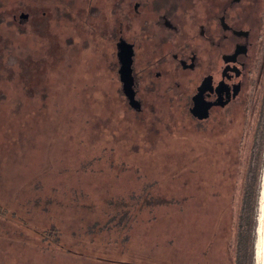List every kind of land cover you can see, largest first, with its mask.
Segmentation results:
<instances>
[{"label": "rangeland", "instance_id": "374dc122", "mask_svg": "<svg viewBox=\"0 0 264 264\" xmlns=\"http://www.w3.org/2000/svg\"><path fill=\"white\" fill-rule=\"evenodd\" d=\"M86 1L0 0V264H249L264 29L246 108L200 133L182 107V72L146 101L143 86L141 113L112 92L108 103L95 71L92 91L78 84L105 61H84L90 38L74 21L103 8ZM91 25L92 40L109 41Z\"/></svg>", "mask_w": 264, "mask_h": 264}, {"label": "flooded vegetation", "instance_id": "af4514ba", "mask_svg": "<svg viewBox=\"0 0 264 264\" xmlns=\"http://www.w3.org/2000/svg\"><path fill=\"white\" fill-rule=\"evenodd\" d=\"M104 16L116 59L120 43L131 46L128 80L138 112L143 86L181 72L182 107L194 123L246 108L264 0H119Z\"/></svg>", "mask_w": 264, "mask_h": 264}, {"label": "trees", "instance_id": "16d2710c", "mask_svg": "<svg viewBox=\"0 0 264 264\" xmlns=\"http://www.w3.org/2000/svg\"><path fill=\"white\" fill-rule=\"evenodd\" d=\"M89 2L91 3V2H95V1L90 0ZM100 2L103 4V8L101 9L100 17H98L97 19L92 18V16H90V13H89V11H90L89 8H86L85 13L82 16V18L79 21L78 20L74 21V23L76 24V27H77V24H80L79 27H77V30H78L80 36L88 33L87 36L90 38L89 43L86 42V44L88 43L87 46L82 47L83 49H81L82 51H84L83 52L84 61L86 62V57L90 56V53H92V56L96 55V56H98V58L105 60V61H104V63L98 61L97 64H94V65L88 63L87 69L84 72L77 74V76H78L77 81L79 82L78 83L79 85H81L82 83H85V82L90 83L92 86L90 88H87V90L92 91V89H94L96 87V78H94V74L92 72L95 71L97 73V75H99V76L103 75L105 78H102L101 81H97V89L98 88H99V90H100V88H102L104 90H105V88L107 89V91L105 92V97H106L108 103H112L111 101H113L111 99V97H109V95H108L109 92H112L116 96V98H117L116 101L118 102V104H120V106L132 109L128 105L127 99H126V97L122 91V86H121V83L119 80V74H118L119 64H118L117 59L115 57V50H114V46H113V41L109 40V41L105 42L104 38H101V39L95 38L94 40H92V34L96 31V28L93 27V25H91V24L93 22H99V24H103L102 30H104V37H105L107 35V27L105 26L106 19L104 16L105 9H108L110 6L118 4L119 0L115 1L114 3L112 2V0H100L99 3ZM98 27H100V25ZM86 30H88L89 32H86ZM97 31H99V29ZM94 34H96L97 36H100L99 32L94 33ZM2 47H3V50H5L7 48L4 46H2ZM101 63L104 64V66L96 68ZM74 68L76 69L77 67H74ZM100 73H102V74H100ZM90 77H91V81H90ZM118 82H119L120 86L118 85ZM177 82H178V80H177ZM163 83H164L163 81H156L154 85L150 84L148 87L150 89V92H147L145 90V93L147 94L146 95L147 97H145V101L150 99V98H148V97H150V93L151 94H158L157 91H160V88L162 87ZM177 87H179V86H177ZM110 89L111 90L114 89V91H111ZM143 91L144 90L142 89L141 92H143ZM172 97L173 96L169 97L168 102L174 103V100ZM82 98L86 99L84 97H82ZM132 110H134V109H132ZM134 111L137 113L142 112V111L138 112L136 110H134ZM202 124H204V123H201V122L194 123V127L196 128L195 131H198L197 128L199 126V132L200 133L204 132V131L210 132L209 129L208 130H206L205 128L201 129L200 125H202Z\"/></svg>", "mask_w": 264, "mask_h": 264}, {"label": "water", "instance_id": "95a60500", "mask_svg": "<svg viewBox=\"0 0 264 264\" xmlns=\"http://www.w3.org/2000/svg\"><path fill=\"white\" fill-rule=\"evenodd\" d=\"M131 55L130 45L123 42L118 45L117 59L120 65L118 73L122 91L128 105L139 111L137 101L130 89L131 82L128 80ZM249 264H264V148L254 203Z\"/></svg>", "mask_w": 264, "mask_h": 264}]
</instances>
